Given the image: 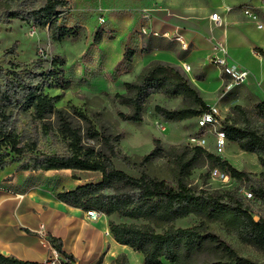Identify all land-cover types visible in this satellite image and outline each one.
<instances>
[{
	"label": "trees",
	"instance_id": "1",
	"mask_svg": "<svg viewBox=\"0 0 264 264\" xmlns=\"http://www.w3.org/2000/svg\"><path fill=\"white\" fill-rule=\"evenodd\" d=\"M68 12L69 8L62 0H45L33 9H23L18 6L7 9L3 17L5 21L19 19L41 22L42 25L48 26L52 41H61L64 38L78 36V27L59 23ZM95 41H99V36ZM16 44L17 42L13 47ZM11 48L6 51L10 52ZM147 50H149L147 47L142 46V52ZM125 56L130 60L131 53L128 54V50H125ZM55 64L56 61H51V67ZM1 70L0 67V72ZM40 74L43 75V73H33L32 77H38ZM124 86L126 93L114 94L118 103L129 108L127 113L119 112L123 121L141 122L143 105L146 99L154 94L181 96L200 107V109L193 107L167 109L155 105L154 111L168 121H180L196 116L207 106L201 99L198 89L178 67L159 60L145 66L135 81H126ZM54 99L55 97L44 93L39 81L18 80L14 83L11 79H7L0 83V170L5 169L6 159L10 153H14L18 157L15 171L77 169L100 172L99 181L78 185L71 190H60L56 193V197L71 206L84 210L94 209L109 217V233L118 243L141 252L144 256V264H163L164 261L170 264H196L194 255L208 246L218 248L227 256L223 262L208 264H264L238 255L217 235L201 229L200 224L203 221L199 225L190 227L174 225L177 219L189 214L200 219L221 220L225 227L235 232L242 242L255 245L264 251V218L252 216L248 205L250 199H246L236 189L217 196L207 192L206 189L186 183L181 178L171 186L165 179L152 177L145 171L135 176L116 168L113 164V158L117 156L116 137L106 130L98 131L89 117L75 107L71 110L57 107ZM6 101L12 102L14 107L18 108V113L32 108L34 118L44 125V122L54 117L57 133L66 140L67 152L32 153L27 157V151L34 150L37 141L30 144L27 143L28 141H22L20 127L17 126L22 118L18 113L13 116L12 112H6L7 104L2 103ZM258 106L262 108L264 118V101ZM72 119L83 121L85 124L83 126L75 124ZM223 128L228 141L235 142L239 149L245 152L257 155L258 162L263 168L257 177L252 173L236 169L201 146L194 145L193 151L197 156L204 155L210 161L209 170L212 167H219L228 170L237 178H242L245 187L252 192L253 200L264 203V135L256 129L238 125L228 119L223 123ZM86 139L96 140L101 147L95 149ZM153 144V148L142 156L140 164L143 165L151 158L163 155L164 150L160 140L153 138ZM2 147L4 150L1 151ZM23 156L26 157L22 159ZM188 164L183 166L187 170L190 169L191 162ZM72 177L75 178L74 175ZM112 216L131 221L117 222L111 218ZM47 240L57 253L68 260L65 264L75 261L71 253L63 250L60 238L48 235ZM0 264L44 263L0 253Z\"/></svg>",
	"mask_w": 264,
	"mask_h": 264
},
{
	"label": "rangeland",
	"instance_id": "2",
	"mask_svg": "<svg viewBox=\"0 0 264 264\" xmlns=\"http://www.w3.org/2000/svg\"><path fill=\"white\" fill-rule=\"evenodd\" d=\"M45 0H0V83L3 80L11 79L14 83L18 80H29L40 82V88L44 93L55 97L54 102L57 107L71 110L75 107L82 111L91 120L92 125L98 130H106L116 137L117 156L113 158L116 168L138 176L145 171L152 177L165 179L171 186L181 178L186 183H191L197 188L206 189L213 195H221L233 189L230 186L218 184L209 177V167L211 163L204 155L197 156L193 151L196 145L195 137L201 133L196 127V116L180 121H168L163 119L154 111L155 105H161L167 109H177L181 107H200L190 100H185L181 96H166L164 94H154L146 99L142 108V121H123L119 112L127 113L129 108L120 104L114 98L115 93H126L124 83L135 81L145 66L153 61L144 60L145 56L135 57L128 63L126 56L120 53L125 50H137L134 42L124 43V38L130 36L131 30L127 29V34L121 39L119 32L110 27L104 21L100 24H91L86 28L79 23L82 22L83 14L77 15L76 9L83 5L93 3V0H62L69 12L59 20L62 25L78 27V36L75 38H64L61 41H52L47 25L34 20L21 21L12 19L4 20V13L7 9L22 7L23 9H33ZM111 0H109L110 2ZM106 0V3H109ZM104 3V1H99ZM94 4H92L93 6ZM96 7V16L100 12ZM95 6V5H94ZM100 6V7H101ZM99 19H96V23ZM126 20L120 22L122 28L129 24H124ZM256 24L264 26V16L258 13L255 19ZM263 23H262V22ZM115 26L118 23H114ZM121 31V30H119ZM99 36V41L95 38ZM116 39H121L120 43ZM258 39V38H257ZM148 45L155 48H163L158 38H147ZM259 40V39H258ZM17 42L16 46L13 44ZM264 43V42H263ZM12 47V48H11ZM167 47V46H166ZM11 48L10 52L6 50ZM170 50H176L169 46ZM256 55L264 56V46L254 48ZM56 64L51 67V61ZM164 63H171L183 72L190 82L198 89V93L205 105L217 107L223 123L228 119L238 125L256 129L264 135V118L262 108L258 106L263 102L262 96L249 89L246 83L232 85L227 77L218 74L217 70L201 60L189 61V71H184L182 63H176L167 59H158ZM52 69V70H50ZM33 73H43L38 77H32ZM6 105V112H12L13 116L18 113V108L12 102H2ZM32 108L21 110L18 116L22 118L17 123L19 132L22 134V141H37L34 150H28L26 156L30 154H64L67 152L66 140L57 133V123L54 117L40 122L33 116ZM75 124L84 125L85 122L72 119ZM205 131L207 144L206 150L213 152V137ZM153 138L160 140L164 153L162 156L153 157L145 164H140L142 156L148 153L154 146ZM95 149L101 147L96 140L86 139ZM235 144L227 141L225 151L220 156L239 170L252 173L257 177L260 173L258 169L257 155L245 152L242 155L230 157L234 153ZM4 150L2 147L1 151ZM228 154V155H227ZM227 155V156H226ZM26 156H23L25 158ZM18 157L10 153L6 159L5 169H15L18 165ZM191 162L190 169H186V164ZM189 165V164H188ZM184 168V169H182ZM184 170V173H183ZM1 173V172H0ZM90 180H94V174L89 175ZM249 189V188H247ZM250 190V189H249ZM250 212L253 217L264 218V203L254 200L249 201ZM114 221H131L129 219L112 216ZM201 221H203L202 224ZM140 222V221H136ZM201 229L217 235L224 240L238 255L248 257L257 262H264V251L257 246L242 242L235 232L225 227L221 220L200 219L193 214L179 218L174 222L176 227H190L199 225ZM26 232L29 229L24 228ZM158 230V229H157ZM35 239V238H32ZM35 250L28 251L24 259L37 260L38 252L42 249L38 247L35 240ZM58 260L65 264L67 259L57 253ZM227 256L218 248L208 246L194 255L196 264H208L211 262H223ZM48 260L44 262L46 264ZM75 262V261H74ZM74 262H68L74 264ZM97 264L99 262L97 261Z\"/></svg>",
	"mask_w": 264,
	"mask_h": 264
},
{
	"label": "crops",
	"instance_id": "3",
	"mask_svg": "<svg viewBox=\"0 0 264 264\" xmlns=\"http://www.w3.org/2000/svg\"><path fill=\"white\" fill-rule=\"evenodd\" d=\"M99 1H104L102 6ZM97 5L104 10L98 16ZM145 9L148 10L147 17ZM244 9H249L255 18L246 15ZM212 11L218 12L226 22L225 27L216 26L209 19ZM73 12L69 11V15ZM76 12L83 14L84 20L79 24L86 28L100 24L96 19L102 15L103 21L112 29L122 32L118 34L119 38L123 39L127 29L131 30L124 43L132 41L138 48L135 51L128 49V54L131 53L130 60L126 58L128 63L133 56H145V61L167 59L182 64L202 59L226 77L220 67L207 58L212 52L209 37L222 39L233 61L251 71L246 82L249 89L264 100V56L254 53V48L264 46V26L257 27L255 21L258 13L264 16V0H111L109 3L93 0ZM122 19L128 27H121L123 22L119 21ZM147 38H158L163 48L151 47ZM121 39L116 41L120 43ZM142 46L149 50L142 52ZM169 46L176 50H170ZM122 55L125 51L120 53V58ZM231 143L235 144V154H229L230 157L245 153L235 142ZM262 170L260 165L259 173ZM0 172V253L24 259L28 251L35 250L37 240L42 252H38L37 260L31 261L44 263L57 254L47 240L51 235L61 239L63 250L75 257L74 264H97V261L99 264H144L141 252L118 243L109 233V217L102 213L98 219L88 221L84 209L56 197L60 190L99 181L100 172L77 169H3ZM91 174H94V180L88 178ZM40 224L44 226V236L38 233ZM163 264L170 263L164 261Z\"/></svg>",
	"mask_w": 264,
	"mask_h": 264
},
{
	"label": "built area",
	"instance_id": "4",
	"mask_svg": "<svg viewBox=\"0 0 264 264\" xmlns=\"http://www.w3.org/2000/svg\"><path fill=\"white\" fill-rule=\"evenodd\" d=\"M101 13H104V10L99 7ZM145 16H148V10L145 9ZM244 13L246 15H252L249 9H244ZM254 19L255 16L252 15ZM99 22L103 21V16L101 15L98 18ZM209 19L213 21L216 26H226V22L222 19V17L218 14L217 11H212L209 14ZM257 27H261V24L258 23ZM209 40L212 46V52L207 56L209 61L216 66L220 67L221 72L228 78L232 85H238L246 83L249 80L251 75V71L242 66L241 64L233 61L231 56L229 55L227 44L222 39L216 38L214 36H210ZM184 71H189L190 66L186 63L182 65ZM196 127L200 131L201 135L194 138L196 141V145L203 147L206 149L207 140L204 133L207 131L213 137V152L219 157L225 151V147L227 145V138L225 136L222 117L214 105H207L196 115ZM206 132V133H207ZM209 177L212 181L217 182L221 185L230 186L233 189H236L239 193L243 194L246 199L253 200L254 196L252 192L245 187V181L242 178H237L232 175L228 170H222L219 167H212L209 170ZM102 213L94 210L88 209L84 210L85 218L88 221L96 220ZM38 233L41 236L45 235V229L42 224L38 229ZM46 264H62L55 253L54 258L49 259Z\"/></svg>",
	"mask_w": 264,
	"mask_h": 264
}]
</instances>
